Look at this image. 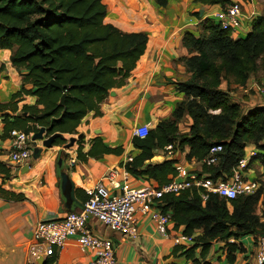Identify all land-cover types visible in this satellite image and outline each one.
<instances>
[{"label": "trees", "instance_id": "16d2710c", "mask_svg": "<svg viewBox=\"0 0 264 264\" xmlns=\"http://www.w3.org/2000/svg\"><path fill=\"white\" fill-rule=\"evenodd\" d=\"M152 1L160 8L169 4V0ZM199 1L221 9L235 3ZM107 15L104 0H0V49L12 52L11 63L21 77V90L10 102L0 103L3 138L12 130L34 134L46 128L47 137L60 134L54 146H64L68 143L64 135L79 136V126L88 114L102 115L100 104L112 89L125 85L149 41L146 32L127 33L107 23ZM193 16L200 18L198 13ZM201 25L199 36L186 32L183 39L190 55L182 62L192 74L189 80L176 84L185 95L184 101L170 120H160L146 138H134V148L141 153L126 163L125 169L134 177L156 181L157 188H162L176 177V161L153 163L154 151L173 146L174 151H188L187 161L203 162L211 156L212 146L222 145L217 162L211 166L203 163L197 173L214 181L227 180L233 167L246 156L247 147H257L259 153L246 169L249 171L255 161L263 167L262 178H257L261 186L255 194L232 200L210 194L203 201L201 190L194 187L179 195L165 194L159 202V208L171 214L173 229L193 237V244L176 246L175 255L181 252L190 264H212L207 260L211 249L214 243L223 242L228 264H236L235 253L246 251L237 242L252 236L256 249L258 238L264 236V216L257 214L259 203L264 205V107L247 110L232 103L228 92L233 86L246 88L260 69L264 15L252 17L251 30L244 38L211 19ZM52 80L65 90L52 86ZM64 93L67 97L62 107L59 103ZM27 96L36 97V104L24 105L19 112V103ZM217 110L219 114H210ZM185 115L192 120L191 129L180 134L178 123ZM82 139L77 141L82 161L124 153L122 147H106L97 138L85 154ZM0 174L4 181L14 177L11 166L2 161ZM0 197L22 196L0 185ZM232 240L235 242L230 243Z\"/></svg>", "mask_w": 264, "mask_h": 264}, {"label": "crops", "instance_id": "0c3cea01", "mask_svg": "<svg viewBox=\"0 0 264 264\" xmlns=\"http://www.w3.org/2000/svg\"><path fill=\"white\" fill-rule=\"evenodd\" d=\"M143 1L150 3L145 7L147 12L142 8ZM136 2L137 11L143 14L141 19L133 20L132 17L126 16L129 21L122 19L119 21L114 19L113 16L116 15L109 12L106 22L127 33L146 32L149 37L146 52L131 76L126 79L125 85L112 89L109 96L100 104L102 115L95 116L93 112L88 114L78 129L80 134L84 135L83 153L89 152L93 140L101 138L106 147H122L123 155L109 154L100 158L89 157L87 161H82L78 158V139L68 150L64 149L65 145L45 150L43 153L45 156L42 155L37 161L32 159L31 162H27L20 171L13 172L14 177L10 180L4 181L0 174L2 188L22 196L19 199L0 197V264H90L93 260L94 254L90 251L83 252L79 241L75 238L66 241L62 247L47 242H36L33 238L34 229L39 222L61 220L69 213L64 210L56 173L60 152L64 151L65 164L71 166L69 175L75 184L76 198L82 204L87 201L88 191L110 172L115 173L113 179L120 185L124 184L135 189L158 186L154 180L148 181L129 173L126 177L124 174L128 160L141 153L133 145L134 130L143 125H149L151 130L160 120L172 118L177 105L185 99L184 93L178 90L176 84L179 81L189 80L192 75L187 72L182 62L183 58L190 55L183 44L184 35L186 32H191L199 36L203 31L201 22L221 8L204 5L199 0H169L166 8L158 7L152 0H136ZM250 2L251 14L248 16L244 12L243 14L246 21L251 22L252 17L260 14L257 13L259 10L257 1L250 0ZM119 6L122 7V4H116L115 7ZM107 8L109 10V7ZM215 9L216 11H213ZM195 13L200 15L199 19L193 16ZM243 29L245 30L246 27L243 26ZM250 30L249 28L248 31ZM11 56L10 50L0 49V103L10 102L13 95L21 90V77L11 63ZM263 85L264 74L261 77H252L246 88H240L246 98L243 102L235 103L244 106L247 110L264 107V100L257 91L258 87ZM36 101V97H25L19 103V112L24 105L33 106ZM191 125V118L185 115L178 123L180 134L189 132ZM3 134V123L0 119V161L9 165L7 161L11 141L9 136L3 138ZM64 138L69 143L72 138H78V135L66 134ZM37 146H41L40 142ZM165 150L154 151L152 162L174 160L179 163L178 150L174 151L172 156H169ZM186 153H182L184 163L180 164L191 166V168L187 167L191 171H200L203 162L187 161ZM26 166L30 168L22 173ZM251 175V172L247 171L244 176L253 180ZM106 183L108 184L109 181ZM109 188L113 193L119 191L111 185ZM137 219L139 235L134 239L113 232L94 219H90V225L94 234L113 241L116 257L121 264H190L181 252L175 255L174 249L179 245L157 233L150 215L139 213ZM169 231L171 235L182 233L173 229V224L169 226ZM246 237H250V242L246 243L242 238L237 242L246 251L235 253L236 264H255V239L252 236ZM234 242L232 240L230 243ZM226 256L225 244L217 242L214 243L207 260L212 264H222V262L228 264Z\"/></svg>", "mask_w": 264, "mask_h": 264}, {"label": "built area", "instance_id": "2783aa9c", "mask_svg": "<svg viewBox=\"0 0 264 264\" xmlns=\"http://www.w3.org/2000/svg\"><path fill=\"white\" fill-rule=\"evenodd\" d=\"M243 11L241 4L235 2L226 9L216 11L211 19L220 24L224 30H232L237 35L240 32ZM258 93L264 100V85L258 87ZM150 132L149 125L137 127L134 136L144 139ZM32 134L21 130L9 133L11 148L8 153V164L13 172H18L33 159L36 147ZM169 156L174 154L173 146H168ZM223 150L222 145H214L210 149V157L203 161L211 166L218 160L217 154ZM257 153L252 151L250 157L242 158L232 169V176L227 180L214 181L209 177H199L196 171L186 166L175 164L176 177L162 188L145 186L138 189L127 185H120L113 178L115 173L106 174L96 186L88 191L89 199L83 204V210L69 212L61 220L39 222L33 232L36 242H47L62 247L69 239H77L83 252L90 251L94 258L90 264H121L116 257L114 243L110 238L94 234L90 219L101 223L107 229L125 235L130 239L139 235L137 214L150 215L158 234L171 239L175 245H191L193 237L182 233L171 235L169 226L172 222L171 214L164 213L160 208V200L165 194L179 195L191 188H199L203 201H207L210 194H216L225 199H236L242 195H253L260 188L257 180H249L244 175L252 158ZM133 159L130 158L128 162ZM125 176L128 172L125 170ZM109 181L107 184L106 182ZM118 189V193L110 190V185ZM256 264H264V236L259 237L256 244Z\"/></svg>", "mask_w": 264, "mask_h": 264}, {"label": "rangeland", "instance_id": "374dc122", "mask_svg": "<svg viewBox=\"0 0 264 264\" xmlns=\"http://www.w3.org/2000/svg\"><path fill=\"white\" fill-rule=\"evenodd\" d=\"M236 1H239V3L241 4L242 11L245 13V15L248 16V15L251 14V10H252L251 5H252V3L250 1L249 2H246L244 0H236ZM256 1H257V7L259 9L257 11V13L260 14L258 16H263L264 15V0H256ZM104 3L107 5V7H109L108 13L110 12L112 15H116V16H113L115 20H119L120 21L122 19V20L127 21L128 19H126L127 18L126 16L132 17L133 20H135L134 18H136V19L140 18L141 19L143 17V14L139 13V11H137V7H135L136 4H137L136 0H126V1L124 0V2H123V0H104ZM116 4H119V5L122 4V7H120V6L119 7H115ZM149 4L150 3H147L146 1H143V7L142 8H143L144 12H147L145 7H148ZM213 11H216V9L213 10ZM240 26L241 27H240V36L239 37H243L244 38V37H246V35L249 32L248 29L249 28L251 29V22H250V20L246 21V19L244 17V14H243V17L241 18V25ZM243 26L246 27L245 30L243 29ZM201 27L203 29V25H201ZM259 65H260V69L258 70V72L253 77H256V76L261 77V76H263V74H264V58H263V60L260 61ZM222 88L224 90H227L226 83H223ZM228 94H229V98H230L232 103L241 102V101L243 102L244 98H246V96H244L243 90H241L238 87H234V86L231 88V91H229ZM249 95H251V93ZM219 113H220L219 110L210 111V114H214V115L219 114ZM40 144L42 145L41 142H40ZM79 147H80V145H79ZM252 151H255L257 153V155L259 153L257 147L255 148L253 146H248L247 149H246V156L250 157V154H251ZM180 152L181 151H179V154L177 156V160L179 161L178 164L184 163L183 162L184 161L183 160V155ZM43 156H45V154ZM31 161L32 160H29L28 162H31ZM186 167L191 168V166H189V165H187ZM249 171L252 174L251 176L253 177V180L256 179V177L260 178V179L262 178L261 174L263 173V167L261 166L259 161H255L253 163V165L249 168ZM257 214H259L262 217L264 216V205H262L261 202L257 206ZM174 235H172V236H174ZM242 239H245L246 243L250 242V237H244ZM255 263H256V260H255ZM222 264H224V263L222 262Z\"/></svg>", "mask_w": 264, "mask_h": 264}, {"label": "water", "instance_id": "95a60500", "mask_svg": "<svg viewBox=\"0 0 264 264\" xmlns=\"http://www.w3.org/2000/svg\"><path fill=\"white\" fill-rule=\"evenodd\" d=\"M52 86L59 88L61 90H65V87L62 86L60 83L56 82L55 80L51 81ZM67 94L64 93L60 100V106H65V100H66ZM60 134H54L50 137H47L46 134V128H41L38 132L34 133L32 136V140L34 141L36 147L34 149L33 154V160L37 161L41 158L42 154L45 150L51 149L54 147V142L57 137H59ZM84 137L83 134H80L78 138H72L69 143H67L64 146L65 150H68L72 148L75 144V142L79 139H82ZM38 142H41V146H37ZM63 156L66 155L63 152L59 153V158L57 161V176L59 178V187L62 194V200H63V206L64 210L68 212H75L78 210H83V204L79 202L76 198V189L75 184L70 178L69 171H70V165H66L65 161L63 159ZM30 167L26 166L25 169H23L22 173H25Z\"/></svg>", "mask_w": 264, "mask_h": 264}]
</instances>
